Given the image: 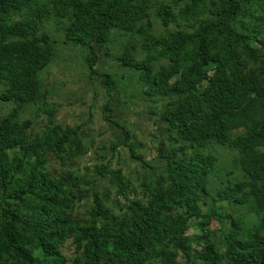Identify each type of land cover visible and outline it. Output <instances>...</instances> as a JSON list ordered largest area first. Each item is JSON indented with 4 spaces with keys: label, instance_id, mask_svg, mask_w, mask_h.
<instances>
[{
    "label": "trees",
    "instance_id": "trees-1",
    "mask_svg": "<svg viewBox=\"0 0 264 264\" xmlns=\"http://www.w3.org/2000/svg\"><path fill=\"white\" fill-rule=\"evenodd\" d=\"M205 1L159 2L153 16L165 32L154 36L146 1L0 0V83L5 87L0 102L13 103L9 114L0 120V264H63L61 247L71 234L70 223L61 214V186L46 171L44 153L26 142L31 122L18 121L23 108L38 97V74L53 55V42L45 34L38 36L50 15L69 20L65 43L88 49L90 74L101 78L108 95L103 119L121 128L120 145L133 158L149 166L137 153L139 145L129 131L112 119L111 75L94 69L92 44L105 45L114 30L139 37L144 58L137 60L133 48H126L117 59L141 73L150 84L147 95L174 98L165 119L175 127L180 140L198 149L226 145L237 152L234 164L248 182L228 186L219 195L242 204L246 195L238 196L240 191L248 185H261L264 199V34L258 23L246 20L247 11L255 8L256 2L208 0L206 8ZM206 11L212 19L193 30H169L178 17L195 21ZM241 56L261 62L262 68L243 71ZM162 60L167 66L154 72L152 64ZM240 127H245V132L230 137V132ZM46 140L47 149L60 161L67 145L76 154L80 152L79 128L53 129ZM111 147L115 150L117 145ZM162 159L166 189L157 192L150 205L131 200L126 224L117 223L102 196L91 189L88 223L73 232L72 264H177L171 246L187 255L189 220L208 196L206 176L213 171L216 158L166 153ZM96 172L108 175L126 199L129 184L120 169L105 164ZM239 231V222L231 220L225 233L228 264H264V220L247 234L246 242L239 238ZM35 251L41 260L34 256ZM202 257L204 264H223V255L213 242L204 245Z\"/></svg>",
    "mask_w": 264,
    "mask_h": 264
},
{
    "label": "rangeland",
    "instance_id": "rangeland-1",
    "mask_svg": "<svg viewBox=\"0 0 264 264\" xmlns=\"http://www.w3.org/2000/svg\"><path fill=\"white\" fill-rule=\"evenodd\" d=\"M139 1H146L149 6L151 33L154 36L164 34L165 29L153 16V9L159 2L173 5L172 0ZM255 2L256 7L247 11L246 20L258 23L264 34V0ZM205 4L208 8L209 1L206 0ZM181 6L182 3L179 4ZM174 10L177 13L178 8L174 7ZM209 19L212 16L208 11L195 21L187 22L178 17L169 26V30L191 31ZM68 22L67 19L50 15L39 30L38 36L45 34L53 42V55L48 65L38 74V97L18 115V121L31 122L26 142L34 144L44 153L46 171L61 186V214L69 221L71 229L69 239L61 247L63 264H72L75 256L73 232L88 223L91 189L94 188L102 196L104 205L117 223L126 224L130 219L128 203L131 200L145 206L150 205L154 195L166 189V165L162 159L166 153L180 156L212 155L216 158L213 171L206 176L208 196L199 204L197 214L189 220L186 232L187 255L171 246L176 254L177 264H204L202 250L207 241L216 244L223 255V264H228L225 233L230 228V221L239 222V238L246 242L247 234L264 220V199L259 192L261 185H248L240 191L238 196L246 195V202L242 204L219 195L228 186L248 182L244 172L234 164L237 152L226 145H210L198 149L180 140L175 127L165 119L166 113L173 109L174 98L147 95L145 91L150 84L141 73L124 67L117 59V55L124 49L133 48L134 58L142 60L145 53L141 49L139 37L135 33L114 30L105 45L92 44L96 54L94 69L111 75L114 81L110 103L113 109L112 119L129 131L132 141L139 145L137 153L149 166L133 158L128 149L120 145L123 138L121 128L103 119L102 107L108 101V95L105 86L101 84V78L90 74L86 62L88 49L63 41ZM254 47H259V44L254 43ZM166 66L167 62L163 60L152 64L154 72ZM241 67L248 73L260 70L262 64L241 56ZM4 89L0 83V93ZM12 108V102H0V120ZM68 128H79L80 152L76 154L73 147L67 145L60 161L47 149L46 137L53 129L63 131ZM244 132L245 127L237 128L230 132V137ZM113 144L117 145L115 150H112ZM105 164L110 169L121 170L129 184L126 199L118 193L108 175L97 174L96 169ZM34 256L41 260L37 251Z\"/></svg>",
    "mask_w": 264,
    "mask_h": 264
}]
</instances>
